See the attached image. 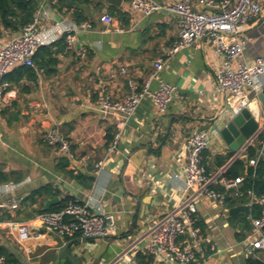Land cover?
Returning a JSON list of instances; mask_svg holds the SVG:
<instances>
[{
    "label": "crops",
    "instance_id": "1",
    "mask_svg": "<svg viewBox=\"0 0 264 264\" xmlns=\"http://www.w3.org/2000/svg\"><path fill=\"white\" fill-rule=\"evenodd\" d=\"M129 1L113 6L107 0H60L48 6L36 0V11L44 14L41 47L49 51L39 54L36 61L41 66L34 63L31 73H22L18 66L7 74L8 86L0 101V173L5 177L0 182V252L7 264H72L65 246L81 237L66 241L31 222L51 197L36 204L24 199L45 187L59 192L58 203L64 198L87 202L92 213L113 225L107 237L70 244L68 252L78 264H126L140 253L165 214L187 202L195 206V221L204 225L193 264H243L248 255L243 245L246 237L236 238L240 228L230 221V208L186 192L180 175L187 159L185 141L191 133L220 131L227 120L221 114L224 94L214 80L220 59L207 40L166 61L159 77L176 88L177 96L162 115L149 99H142L121 130L113 155L98 172L95 168L120 131V119L100 113V100L105 96L123 100L128 86L120 69L127 67L142 84L154 61L165 59L177 39L173 15L161 10L143 16L130 8ZM258 1L261 14L236 35L243 42L247 63L256 57L264 60V0ZM105 14L113 18L111 25L100 21ZM18 32L0 27V45ZM66 33L74 40L61 48L56 42ZM261 82L264 85V76ZM157 86L154 81L150 84L152 90ZM51 129L68 140L75 163L43 143L42 134ZM251 145L256 146L255 139ZM227 154L232 157L217 167L215 157ZM82 157L85 161L78 160ZM240 157L218 133L203 161L215 176ZM247 166L246 162L244 169ZM246 206L248 213L238 214L248 217L249 203ZM7 223H25L30 228L20 236ZM152 259V264H167Z\"/></svg>",
    "mask_w": 264,
    "mask_h": 264
},
{
    "label": "built area",
    "instance_id": "2",
    "mask_svg": "<svg viewBox=\"0 0 264 264\" xmlns=\"http://www.w3.org/2000/svg\"><path fill=\"white\" fill-rule=\"evenodd\" d=\"M48 6L57 5L60 0H44ZM130 8L143 15L164 10L176 19L177 39L167 52L166 58H157L147 79L139 84L129 73L127 67L119 73L126 77L128 94L121 101L112 100L109 96L99 102V111L103 116L112 115L120 119V131L114 135L100 163L95 164L97 172L104 162L113 155L121 136V130L127 120L132 117L142 99H149L159 115L166 112L168 105L177 96L176 88L163 82L159 73L164 64L180 51L189 49L203 39L215 55L220 59L215 70L214 80L217 90L224 94V104L221 109L223 117L230 119L239 114L250 103L253 97L261 91L264 76V60L256 57L247 63L243 55V42L236 39L240 29L251 19L257 18L262 12L258 0H170L159 4L153 0H130ZM42 11H36L32 21L0 45V101L8 86L5 76L15 67H34L33 58L43 44L41 20ZM106 25H111L113 18L107 14L100 18ZM86 28L87 24H82ZM74 36L66 33V43L72 44ZM157 82L155 90L150 88L151 82ZM218 128L196 130L185 141L187 150L186 162L181 166L180 175L185 183V191L195 196H204L213 202L224 204L228 194L235 195L241 184L242 177L229 178L223 172L211 175L203 163L204 152L208 149L212 138L218 135ZM261 135V139L257 137ZM256 140L255 156L247 160L248 165L255 166L258 160H264V115L260 117L258 130L254 138L247 143L237 156L241 155L251 142ZM42 141L58 153L66 155L75 163L68 140L56 130L51 129L42 134ZM240 157V158H241ZM79 161H85L82 157ZM219 186L221 190H217ZM249 205L264 204V196L257 197L247 191ZM195 206L187 202L178 205L152 228L146 244L140 250L142 255H150L163 260L167 264H193L201 241V234L195 226L193 214ZM32 224L45 232L61 239L72 238L75 235L85 238L107 237L113 228L107 218L92 213L88 203L74 200L59 211L38 213L31 220ZM251 231L247 234L243 245L246 253L253 250H264V237L261 229L264 227V212L259 218L251 219ZM9 229H16L20 236H25L30 226L28 224L7 223ZM0 264H7L0 254ZM126 264H139L131 257Z\"/></svg>",
    "mask_w": 264,
    "mask_h": 264
},
{
    "label": "trees",
    "instance_id": "3",
    "mask_svg": "<svg viewBox=\"0 0 264 264\" xmlns=\"http://www.w3.org/2000/svg\"><path fill=\"white\" fill-rule=\"evenodd\" d=\"M36 9V0H0V27L12 32L20 31L22 27L32 21ZM56 45L60 46L61 48L66 46V34L62 35V37L56 42ZM48 51L49 48L44 47H39L36 51L33 61L38 67H40L41 64L36 61V58L39 56V54H45L48 53ZM20 68L22 73H31L32 71L30 67L21 66ZM6 77L7 75L5 76V79ZM259 139H261V135L257 137V140ZM108 141H110V139ZM245 152L247 160L255 156V148H253V146H248ZM231 157V154H227L223 157L216 156L214 159L216 166L220 167L224 165L225 162ZM65 164L66 163L64 162V165ZM244 165L245 163L241 159L235 158L223 172V175L229 178L239 176L242 177V181L236 195L233 192H230L224 202V206L227 208H231L238 204L247 205L249 203L247 191L253 192L257 197L264 196V160L260 159L257 161L255 166H247L246 169H244ZM2 181H5V177L0 173V182ZM58 194V191L52 190L49 187H45L25 198L24 202L26 201L30 204H36L43 201L45 198L56 197ZM74 200L75 199L64 198L57 205L51 206L47 212L59 211ZM37 212L42 213L40 209ZM262 212H264V204L252 203L250 205V214L248 217L242 214L229 217L230 221H232L234 224H237L240 228V231L236 233V238L238 241H243L246 235L250 233L251 219L259 218ZM195 226L199 228L200 234L203 237L204 225L201 222L195 221ZM261 232L264 237V227L261 229ZM75 237H78V235H75ZM70 239L72 238H66L65 240L69 241ZM0 254L3 255V252H0ZM135 258L139 264H152L153 260L150 255H142L140 253H137ZM243 264H264V250H253L243 260Z\"/></svg>",
    "mask_w": 264,
    "mask_h": 264
},
{
    "label": "water",
    "instance_id": "4",
    "mask_svg": "<svg viewBox=\"0 0 264 264\" xmlns=\"http://www.w3.org/2000/svg\"><path fill=\"white\" fill-rule=\"evenodd\" d=\"M121 0H107V3L113 6H119ZM264 114V86L261 91L253 97L248 106L243 109L239 114L227 119L221 124L219 131L220 136L227 144L230 151L238 154L241 149L249 143L255 136L260 117ZM244 163L247 162V157L242 156L240 158ZM58 203V198L53 197L46 200L42 207V212H47L49 208ZM238 213L247 214L248 206L239 205L229 209L228 214L234 215ZM89 238L81 237L70 240L65 246V252L70 258L72 264H78L77 261L69 254L68 248L73 242L84 243Z\"/></svg>",
    "mask_w": 264,
    "mask_h": 264
}]
</instances>
